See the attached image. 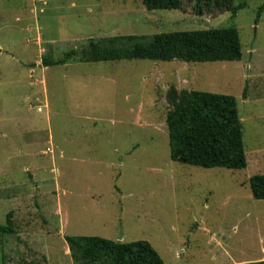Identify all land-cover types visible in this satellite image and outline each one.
Listing matches in <instances>:
<instances>
[{
	"label": "rangeland",
	"instance_id": "374dc122",
	"mask_svg": "<svg viewBox=\"0 0 264 264\" xmlns=\"http://www.w3.org/2000/svg\"><path fill=\"white\" fill-rule=\"evenodd\" d=\"M235 16L147 12L142 0H0V264H74L67 237L148 242L165 264L264 260V0ZM235 28L231 63L122 60L44 67L90 40ZM171 87L232 96L247 167L170 158ZM10 214V222L7 217Z\"/></svg>",
	"mask_w": 264,
	"mask_h": 264
},
{
	"label": "trees",
	"instance_id": "16d2710c",
	"mask_svg": "<svg viewBox=\"0 0 264 264\" xmlns=\"http://www.w3.org/2000/svg\"><path fill=\"white\" fill-rule=\"evenodd\" d=\"M142 4L147 12L181 11L183 0H142ZM245 6L246 1L235 5L233 0H194L193 10L197 16L212 8L235 16ZM263 12L264 4L259 8L256 24ZM75 58L84 63L122 60L231 63L242 59V48L237 29L211 28L90 40L86 46L70 50L59 59L44 56L42 65L64 66ZM166 100L171 106L166 125L173 162L202 169L247 167L242 122L234 97L199 91L177 92L171 87ZM249 182L253 197L264 200V175L253 176ZM0 232L9 235L13 228L9 223L1 226ZM66 241L74 264H165L146 241L122 243L99 237H67ZM250 264H264V260Z\"/></svg>",
	"mask_w": 264,
	"mask_h": 264
}]
</instances>
